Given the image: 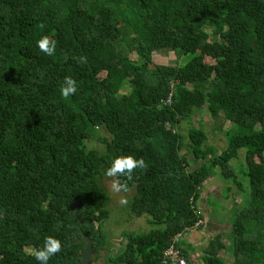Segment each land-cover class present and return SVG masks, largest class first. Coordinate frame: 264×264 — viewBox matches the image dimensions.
Returning <instances> with one entry per match:
<instances>
[{
	"label": "trees",
	"instance_id": "trees-1",
	"mask_svg": "<svg viewBox=\"0 0 264 264\" xmlns=\"http://www.w3.org/2000/svg\"><path fill=\"white\" fill-rule=\"evenodd\" d=\"M163 49L190 60L155 65ZM205 110L226 134L221 152L194 124ZM128 156L144 167L114 177L151 229L127 234L118 264H163L203 218L205 183L216 169L235 176L233 162L250 203L231 226L230 264H264V0H0V264H38L46 237L62 245L49 264H77L83 233L110 252L103 179ZM226 248L212 239L204 264H227Z\"/></svg>",
	"mask_w": 264,
	"mask_h": 264
},
{
	"label": "rangeland",
	"instance_id": "rangeland-1",
	"mask_svg": "<svg viewBox=\"0 0 264 264\" xmlns=\"http://www.w3.org/2000/svg\"><path fill=\"white\" fill-rule=\"evenodd\" d=\"M135 59H137V57H135ZM189 60L190 57H184L182 54L177 53L175 51L163 49L156 53L153 62L155 65L185 66ZM200 123L202 126L204 125L202 129L206 132L207 136L209 137L208 146H211L210 148H213L214 153L215 151L221 152L222 149H225L227 147L228 140L226 134L215 130L214 121L212 120L210 114L206 112V110L200 113V115L198 114L194 117V124L199 127ZM229 126L230 124L227 122L224 128L228 130ZM186 128L187 127H184L183 129L184 133H187ZM184 133L183 135L186 136V134ZM184 151H186V149ZM242 152L243 151H240L239 153L240 158L244 157ZM187 159L193 161V156L189 155L187 156ZM232 165L234 166L232 167V170L234 171L235 176L224 180L221 177L222 175L219 169L215 170L213 176L214 179H216L217 177L220 178L219 180H216L214 182L217 184V191L214 193H217L222 188V186H227L231 191H222V197L220 198L212 193H209V191L206 190V186H204L201 195V200L206 201L207 209L212 210L213 212L211 215L206 214L207 219H212L213 221H216V223H221L222 225H224V227L226 226L224 229L225 231L221 233L222 240L226 244L229 243V239L231 241V226L237 219L239 213H241V210H244L246 207H248V204L250 203L249 183H247L246 180L241 178V164L239 162H233ZM194 166L189 168L188 170L191 171L195 168ZM198 166H200V163L196 165V167ZM114 184H118L115 177L106 176L103 179V187L110 196L109 210L111 211V216L109 220L105 223L103 230L105 231L108 240H110L117 247L121 246L120 249H122L123 245L128 240L127 234L146 233L151 229V227L148 224V217L132 215L130 212L129 206L135 193V190L133 189L126 194L122 192L121 189L117 191L113 187ZM213 187L214 185H211V190L213 189ZM204 245L207 246L199 247V249H197L196 251L198 254L195 257H192L191 259L194 258L199 260L203 250H205L209 246L208 243ZM226 246L228 247L226 248L227 251H222L220 256L226 260L227 264H230L233 262L231 254L232 249L229 250V246ZM181 250H183V247H181Z\"/></svg>",
	"mask_w": 264,
	"mask_h": 264
},
{
	"label": "clouds",
	"instance_id": "clouds-1",
	"mask_svg": "<svg viewBox=\"0 0 264 264\" xmlns=\"http://www.w3.org/2000/svg\"><path fill=\"white\" fill-rule=\"evenodd\" d=\"M39 49L48 56L54 55L56 51V42L44 36L38 41ZM77 92V83L70 77H66L64 85L61 88V94L67 98ZM137 167H144L143 160H136L131 156L116 158L107 171V175L114 177L117 174L127 175L131 179L132 171ZM113 187L118 191L120 187L126 185L114 184ZM181 245V244H180ZM61 241L53 237H46L43 248L32 252L31 254L38 261V264H49V261L61 251ZM182 247V246H181Z\"/></svg>",
	"mask_w": 264,
	"mask_h": 264
},
{
	"label": "crops",
	"instance_id": "crops-1",
	"mask_svg": "<svg viewBox=\"0 0 264 264\" xmlns=\"http://www.w3.org/2000/svg\"><path fill=\"white\" fill-rule=\"evenodd\" d=\"M216 175V174H215ZM220 178L217 177L216 179L213 178V176L205 183L206 186V190L209 191V193H212L214 195H216L217 197H222L221 196V192L222 191H231L226 185V187L222 186V188L217 192V184L214 183L216 180H219ZM211 185H214L213 189L211 190ZM201 200V199H200ZM200 206V207H199ZM197 208H199V211H201L203 214V225L200 228H193L190 229L188 233H186L185 235H183L182 240H181V246L189 253L190 255V259L192 257H195L198 253L196 252L197 249H199V247H205L207 245L210 244L209 241H211L212 239L221 236V233L223 231H225V227L224 225H222L221 223H216V221H213L212 219H207L206 214L211 215L213 212L212 210H208L207 209V204L205 200H201L200 203L197 205ZM224 227V228H223ZM229 227V226H228ZM231 230V229H230ZM226 234V232H225ZM231 237V236H230ZM225 240V238H224ZM229 243H230V239H229ZM229 243L226 244L229 246ZM227 247V246H226ZM228 248V247H227ZM204 251V250H203ZM224 252H226L227 250H223ZM222 253V251H221ZM220 253V254H221ZM191 263L192 264H204L203 262V252L201 257L198 259H191Z\"/></svg>",
	"mask_w": 264,
	"mask_h": 264
},
{
	"label": "built area",
	"instance_id": "built-area-1",
	"mask_svg": "<svg viewBox=\"0 0 264 264\" xmlns=\"http://www.w3.org/2000/svg\"><path fill=\"white\" fill-rule=\"evenodd\" d=\"M170 103L171 100H168L166 102V104H170ZM195 212L198 215V217H201L202 215L201 211L195 209ZM202 225H203V220L201 219L195 224L193 228L197 229ZM183 235L184 234H178L175 237L172 245L165 251L164 259H163L164 264H187L180 246Z\"/></svg>",
	"mask_w": 264,
	"mask_h": 264
},
{
	"label": "flooded vegetation",
	"instance_id": "flooded-vegetation-1",
	"mask_svg": "<svg viewBox=\"0 0 264 264\" xmlns=\"http://www.w3.org/2000/svg\"><path fill=\"white\" fill-rule=\"evenodd\" d=\"M86 235V234H85ZM88 236V235H87ZM92 240L95 241L94 243V254L91 257L90 260V264H118L117 262V253H118V249H120V247H117L116 245H114L110 240V243L112 245V248L110 250V252L105 251L103 249H96V242L97 240L95 238H92L91 236H89ZM78 239V238H77ZM85 249L83 252L86 251L87 249V245H84ZM113 252V253H111ZM83 254V253H82ZM81 262V258L80 261L77 262V264H79Z\"/></svg>",
	"mask_w": 264,
	"mask_h": 264
},
{
	"label": "water",
	"instance_id": "water-1",
	"mask_svg": "<svg viewBox=\"0 0 264 264\" xmlns=\"http://www.w3.org/2000/svg\"><path fill=\"white\" fill-rule=\"evenodd\" d=\"M94 243L95 241L92 240L89 236L82 234L81 238L76 239L70 245H87V249L81 255V262L79 264H90V260L92 255L94 254Z\"/></svg>",
	"mask_w": 264,
	"mask_h": 264
}]
</instances>
